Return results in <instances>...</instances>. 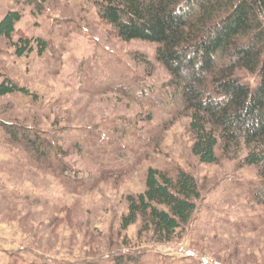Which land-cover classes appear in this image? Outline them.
Segmentation results:
<instances>
[{"label":"rangeland","instance_id":"1","mask_svg":"<svg viewBox=\"0 0 264 264\" xmlns=\"http://www.w3.org/2000/svg\"><path fill=\"white\" fill-rule=\"evenodd\" d=\"M94 3L45 0L39 12L36 0H0V18L19 10L16 27L48 42L41 57L17 58L0 39V72L38 95L37 102L22 94L0 98V118L47 131L84 125L98 133L85 132L84 153L66 151L81 172L75 181L21 166L0 133V264H264L256 169L227 158L204 164L191 154L188 122L172 114L178 101L155 60V44L116 38ZM75 72L97 89L119 75L146 96L135 102L93 93L69 80ZM150 167L172 176L187 171L201 186L190 223L168 243L154 241L140 221L120 228L125 198L142 190Z\"/></svg>","mask_w":264,"mask_h":264},{"label":"trees","instance_id":"2","mask_svg":"<svg viewBox=\"0 0 264 264\" xmlns=\"http://www.w3.org/2000/svg\"><path fill=\"white\" fill-rule=\"evenodd\" d=\"M93 1L97 16L116 38L155 44V60L167 70L178 101L172 114L188 122L191 154L204 164L227 158L254 167L259 179L255 199L264 206V0ZM44 3L36 0L39 12ZM21 19L19 10L6 11L0 18V39L17 58L32 52L41 57L48 42L24 34L16 27ZM77 72L69 80L93 93H114L135 102L146 96L144 88L119 75L97 89L84 84V79L81 83ZM14 94L38 101L36 92L1 71L0 98ZM0 122V133L13 146L21 166L58 172L68 181L80 179V169L70 163L66 151L84 153V142H89L85 132H92L88 126L47 131L13 119L0 118ZM66 139L70 140L67 149L62 145ZM200 196L201 186L193 174L179 170L172 176L150 167L142 190L125 198L127 210L120 228L126 230L140 221L141 230L154 241L171 242L190 223Z\"/></svg>","mask_w":264,"mask_h":264}]
</instances>
